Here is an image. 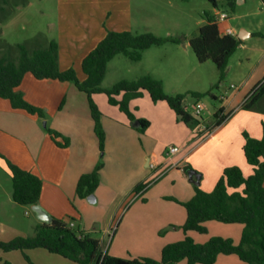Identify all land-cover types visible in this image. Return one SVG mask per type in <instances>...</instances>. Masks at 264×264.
I'll return each mask as SVG.
<instances>
[{
	"label": "crops",
	"instance_id": "crops-1",
	"mask_svg": "<svg viewBox=\"0 0 264 264\" xmlns=\"http://www.w3.org/2000/svg\"><path fill=\"white\" fill-rule=\"evenodd\" d=\"M239 1L240 3L246 2V0ZM97 2L98 0H66L63 12L64 21L56 26V38L48 41L49 43L54 40L58 43L60 70L66 71L74 68L81 81L86 78L82 71L83 59L105 37L107 31L140 33L135 30L131 12L132 0H122L123 9L116 8V4H113L112 1L103 7ZM89 5L91 6L89 7ZM108 14H113L114 19L110 17L105 21ZM205 23L203 22V25ZM223 30L220 28L221 33ZM234 32L237 38L239 34H242L243 38L239 39L242 44L255 36L252 31L244 29L239 33ZM261 33L257 32L256 35H261ZM170 44L173 43L146 50L142 59L137 62L139 64L137 66H147V69L144 70L146 72H143L142 75H151L161 80L164 89L166 88L165 80L157 73L162 71L166 64L160 58L161 52L169 51ZM173 45L178 46V49H174L178 56L170 60L174 65L182 68L183 63H186L183 52H187L190 44ZM250 76L245 78L240 91H234L225 99L222 98V105L218 109L212 110L208 119H203L201 122L206 126H212L220 116L227 117V120L208 133L196 132L194 128L191 131L183 130V136L179 139V152L163 159L158 152V144L152 136V130L159 127V133L170 132L178 136L179 125L175 119V112L168 104V107L161 103L153 105L155 115L158 116L150 117V125L144 133H141L136 126L131 124L127 115L118 106L108 102L107 96L103 97L100 93L94 94L93 100L102 113L101 125L106 133L105 151L101 154L87 95L78 90L72 82L52 79L39 80L32 73H27L16 92L29 103L45 111L46 126L43 124L44 120L37 115L16 109L8 99L0 98V218H2L0 219V240L10 241L17 236L34 235V232L30 235L7 224L13 221L15 206L31 210L32 206H22L14 202L13 190L9 192L7 184H5L7 178L12 181L6 159L37 175L42 180L43 188L39 205L53 218L67 221L68 217L75 219L76 226L81 225L84 204L89 202L87 198H79L76 195L78 181L82 175L91 172L100 161H103L104 167L100 173V184L94 193L97 196V201L100 198L99 191L102 186H107L124 196L127 195L125 199L130 197L136 185L146 182L150 171L156 172L169 164L172 165L169 170H174L173 173L160 184L149 189L146 197L151 194L154 197L155 195L161 197L163 193L160 191L163 183L173 181L175 184L180 183L182 187L181 194H178V191L175 192L177 199L179 197L183 202L190 200L195 195L196 185L186 182L183 175L185 173L184 164L189 165L202 175L200 188L206 192L214 189L225 168L229 166H238L246 177L250 176L253 173V167L247 162L244 154L245 138L243 133L246 132L251 137L260 139L263 135L264 125V105L260 104L264 100V95L256 101L253 108L249 110L241 108L249 97L242 100L247 92V90L244 92L243 90L247 86ZM121 97L119 96L118 99ZM143 97L145 100L151 99L147 92H144ZM236 100L242 101L240 106L230 116H226ZM62 103L63 106H61ZM47 127L68 138L69 145L67 147L57 146L48 134ZM196 134L201 138L194 140ZM128 161L129 170H125L123 169L124 163ZM185 176L188 178V175ZM160 197L155 198L152 204L150 200L145 203L134 202L123 217L127 231H130L129 241L137 248L138 258L148 256L145 254L148 252H154L155 258H157L167 243L178 242L182 239V236L178 235V225H181V219H183L182 211L178 210L176 203L165 201ZM35 218L32 231L44 223L37 216ZM153 223H157L158 229L165 230L167 240L159 237L153 241L152 236L157 235L151 231L150 225ZM116 236L117 232L112 243ZM150 240L155 244L147 245L146 243ZM120 241L121 239H118V242ZM101 244H103L102 241ZM145 246H149L150 250L143 249ZM20 256L29 263L40 260L44 262L43 264H51L54 262L55 256L59 255L52 254L42 248L26 250L25 253L0 251V264H12V259L16 258L19 261ZM113 256L118 257L117 254H113ZM230 258L234 264H243L235 257Z\"/></svg>",
	"mask_w": 264,
	"mask_h": 264
},
{
	"label": "trees",
	"instance_id": "trees-1",
	"mask_svg": "<svg viewBox=\"0 0 264 264\" xmlns=\"http://www.w3.org/2000/svg\"><path fill=\"white\" fill-rule=\"evenodd\" d=\"M225 1L233 8L237 0ZM209 2L215 9L219 7V0ZM205 18L206 23L190 39L189 44L198 62H213L219 71L220 80H223L229 60L242 41L235 35H223L215 15L206 14ZM168 43L182 44L183 39L159 37L150 31L133 33L109 30L83 59L82 71L86 75L83 81L78 78L74 68L60 70L56 41L51 40L47 45L33 51L25 44H19L15 58L0 57V98L8 99L16 109L25 110L46 120V113L42 108L29 103L16 92L24 76L32 73L39 80L52 79L74 83L78 90L87 95L101 152L105 151L106 133L101 125L102 113L93 100L94 94H106L108 102L118 106L141 133L145 132L150 122L136 118L129 103L142 97L144 92H147L154 102L165 101L177 115H182V121L195 128L198 121L184 109L186 94H167L163 82L151 75H143L135 80H120L110 88L102 87L108 65L116 56L123 54L130 60L139 62L146 50ZM190 94L195 98H202L210 92ZM263 95L264 84L254 89L241 108H253ZM119 96H122L121 99H118ZM225 120L227 117H218L214 125L206 126V131H212ZM46 130L57 146L69 145V139L58 131L49 127ZM243 135L244 154L247 162L253 167V173L246 177L238 166H229L225 168L212 191L206 192L196 185L195 195L182 202L186 210V220L182 227L185 238L166 245L162 249L161 260L112 256L103 251L99 239L81 230L80 226L70 227L69 222L75 221L71 217H68V221L54 218L50 224L42 223L36 227L32 236H17L10 241L0 240V251L25 253L26 250L42 248L77 264H181L182 261H186V264H214L218 256L233 254L237 255L243 264H264V125L260 139L253 138L246 132ZM6 162L12 176L14 202L22 206L37 205L42 193V180L8 159ZM103 167L104 163L100 161L91 172L80 177L76 189L79 198L84 199L95 193L100 184ZM189 170L192 168L186 165L184 172L187 174ZM145 188L146 184L142 182L136 185L132 192H140ZM212 221L244 225L240 242L235 244L232 239L213 237L201 244L189 236L190 232L207 233L205 224ZM25 258L29 261L26 255Z\"/></svg>",
	"mask_w": 264,
	"mask_h": 264
},
{
	"label": "rangeland",
	"instance_id": "rangeland-1",
	"mask_svg": "<svg viewBox=\"0 0 264 264\" xmlns=\"http://www.w3.org/2000/svg\"><path fill=\"white\" fill-rule=\"evenodd\" d=\"M65 1L66 0H0V57L4 56L9 59L15 58L18 55L19 44H25L30 51H33L41 46H45L50 39H55L56 26L64 21L63 12L66 6ZM110 1L116 4V8L123 9L122 0H116V2L115 0H98L97 3L103 7L109 5ZM90 6L91 5H89V7ZM131 7L135 30L137 32L143 33L150 31L159 37L181 38L183 39L182 44H188L190 42V39L198 32L203 22H206V14L216 15L217 11L224 12L229 17L228 21L219 23L221 30L226 27H231L237 33L242 29L255 33L254 37L243 42L242 46L231 56L223 80H220L216 65L211 61L204 63L198 62L190 46H188L187 52H183L186 57V63H183L182 68L178 67V65H174L172 60H170L178 56V54L174 52V49H178V46L170 44L171 48H169V51L164 50L161 52L160 58H162L166 64L164 69L157 74L162 76L165 80V92L169 95L186 94L184 105L187 108V112L194 119H196L194 116V108L197 103L204 105V110L200 118L203 120L209 116L212 110L218 109L222 105V98L225 99L234 91H240L243 88V81L247 76L251 75V78L243 90V92L245 90H247V92L242 97V100L250 96L254 89L263 81V0H246L244 3H240V1L237 0L233 8L228 6L225 0H219V7L217 9L213 7L209 0H190L187 2L182 0H132ZM97 14L96 17H98ZM110 17L114 19L113 14H108L106 18L104 17V20L107 21V18ZM257 32L262 33L261 35H256ZM137 65H139L137 62L130 60L123 54L116 56L115 60L108 65V72L102 87L110 88L120 80H135L143 76L142 74L146 72L144 70L147 69V66ZM190 92L204 94L210 92V94L202 98H195ZM100 94L103 97L106 96L104 93ZM147 99L149 100H145L142 96L136 100L134 99V101L131 100L133 103L130 101L129 107L136 118H143L149 121L151 120L149 119L150 117L153 118V116H158L155 115L153 108V105L157 103H161V105L168 107L165 101L154 102L150 98ZM238 101L239 100L235 101L231 109L226 113V116H230V114L240 106L239 104L242 101ZM260 104L264 105V100L261 101ZM174 115L179 125L178 136L170 132L159 133V127L152 130V136H154L155 142L158 144V152L162 155L163 159L168 157V153L172 147H180L179 139L183 136V130L187 129L191 131L193 129L190 124L182 121L179 115L175 113ZM44 122H46V120H44ZM199 138L201 137L198 134L194 136V140ZM103 153L104 152H101V154ZM124 165L125 167H123V169L129 170V161L125 162ZM185 166L184 164L183 169ZM171 167L172 165L169 164L156 172L150 171L145 182L146 188L140 192H132L131 196L126 197V199L125 196L127 195L124 196L107 186H102L99 191V200L96 203L85 202L84 204L83 221H81L80 225L81 230L101 240L103 243L101 244L103 251L108 252V254L112 256L113 254H117L118 257L121 258H138L139 255L136 252L137 248L129 241L130 231H127L125 226L126 223L125 221L123 222V217L134 202L140 201L141 203H145L147 200H150L152 204L155 198H158V196L160 197V195H155L154 197L152 194L146 197V194L149 189L160 184L167 176L173 173L174 170H169ZM183 175L186 182L193 185L189 181V178L185 176L188 174L183 173ZM6 181L5 184H7V188L10 192L13 190L12 181L8 178ZM176 191H178V194H181V184L167 181L163 183V187L160 191L163 195H161L160 198L165 201L176 203L178 205V210L183 213L181 225H178V235L182 236V239L178 240L179 242L185 238L182 227L186 220V213L185 207L182 205L183 201H181L179 197L177 199V195L175 194ZM79 206L82 207L83 205L81 204ZM15 207L16 208L13 210V221L7 224H10L11 227L17 228L24 233L27 232L31 235L32 232H34L35 234L36 228L35 231H32V225H34L33 223L36 221L35 213L29 208H21L20 206ZM205 226L207 228V233L199 234L190 232L189 236H191L195 242L201 244L213 237L232 239L235 244H238L244 228L242 224H225L216 221L208 222ZM150 228L151 231L157 234V237L152 234L153 241L156 240L155 238L159 237L165 240V230L161 228L158 229L157 223L150 225ZM116 232V239L112 243ZM118 239H121V241L118 242ZM167 239L168 237L166 240ZM153 243L154 242L150 240L146 244L149 245ZM168 244L171 243H167L166 245ZM143 249H146V251L150 250L149 246H145ZM145 254L148 256L144 257L161 260V255L155 258L156 254L154 252ZM20 257L19 261L16 258L12 259V264L32 263L27 262L22 256ZM230 257H235L240 260L237 255H223L219 256L214 264H234ZM33 263L43 264L44 262L37 260L33 261ZM51 264L75 263L55 256V260ZM181 264H186V261H182Z\"/></svg>",
	"mask_w": 264,
	"mask_h": 264
},
{
	"label": "built area",
	"instance_id": "built-area-1",
	"mask_svg": "<svg viewBox=\"0 0 264 264\" xmlns=\"http://www.w3.org/2000/svg\"><path fill=\"white\" fill-rule=\"evenodd\" d=\"M216 22L219 24V23H223V22H226L228 21L229 17L226 13L224 12H220V11H217L216 12ZM223 35H235V32L232 28L230 27H227L223 30L222 32ZM262 84H264V79L263 81L258 85V86H261ZM184 109L185 111H187V108L186 106L184 105ZM204 110V105L201 104V103H197L195 105V108H194V116L196 118V120L198 121V124L197 126L194 128V130L196 132H205V133H208L209 131H206V125H204V123L201 122V115H202V112ZM179 152V147H172L168 153V155H173V154H176ZM69 225L70 227H75L76 223L75 221H70L69 222Z\"/></svg>",
	"mask_w": 264,
	"mask_h": 264
},
{
	"label": "water",
	"instance_id": "water-1",
	"mask_svg": "<svg viewBox=\"0 0 264 264\" xmlns=\"http://www.w3.org/2000/svg\"><path fill=\"white\" fill-rule=\"evenodd\" d=\"M242 34H239L238 35V39H242ZM179 118L182 119V115H179ZM44 126H46V122L43 123ZM188 174V178H189V181L197 186L200 185V180H201V177L202 175L200 173H198L197 171L195 170H189L187 172ZM87 200L90 202V203H96L97 199H96V196L94 194H91L87 197ZM32 210L34 211V213L36 214L37 218L44 222V223H47V224H50L53 222V217L39 204L37 205H33L32 206Z\"/></svg>",
	"mask_w": 264,
	"mask_h": 264
}]
</instances>
